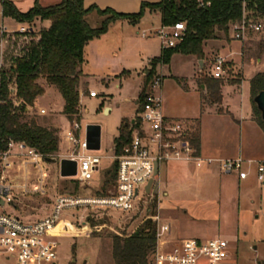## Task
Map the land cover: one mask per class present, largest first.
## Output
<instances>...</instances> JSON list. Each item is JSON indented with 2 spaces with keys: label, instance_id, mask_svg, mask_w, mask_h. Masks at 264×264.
Listing matches in <instances>:
<instances>
[{
  "label": "rangeland",
  "instance_id": "374dc122",
  "mask_svg": "<svg viewBox=\"0 0 264 264\" xmlns=\"http://www.w3.org/2000/svg\"><path fill=\"white\" fill-rule=\"evenodd\" d=\"M245 13L244 16L251 23L245 39L235 40L231 31L229 35L221 34L219 39L209 40L212 43L207 53V66L203 72H200V65L195 58L197 56L193 55L174 54L170 63L165 65L167 78L161 93L164 100L163 108L168 113L188 114L194 111V96L183 93L173 77L184 79L180 82L183 85L187 82L191 92L200 88L204 79L222 80V106L236 119L245 118L251 113L253 104L250 81L257 72H264V15L253 11H245ZM148 20L150 16L146 15L144 24H131L133 26L130 31L135 33V39H127L128 36H126V41L121 46L115 35L110 45H107L106 68L119 69L117 72L119 78H115L108 84L93 80L90 81L88 88H85L87 97L82 101L83 118L78 123L81 130L76 135L84 138L89 125H99L102 129V148L98 152H91L102 157L100 170L92 181V187L81 188V184L75 178L61 177L58 161L73 151L65 135L74 123L62 120V101L56 89L48 87L41 78L38 83L46 88L45 94L36 99L35 105L30 108L31 113L38 118L41 126L56 129L60 140L59 152L55 155L57 162L48 164L46 185L49 195L46 198L20 196L16 199L14 207L6 206L3 212L19 215L25 221L36 220L48 213L51 198L59 194L73 196L101 194L106 173L113 169L116 161L114 142L119 135L120 122L122 118L132 115L137 118L141 110L138 102L145 86V82L142 86V80L143 72L147 68V59L159 54V39L151 38L148 47L141 39V34L146 29L145 25H149ZM90 22L96 27L102 23L97 13L90 18ZM254 23L263 24V29L260 32L253 31L251 25ZM6 24L13 23L7 20ZM0 26H2L1 16ZM137 33H139L138 36ZM114 41L118 44L115 48L118 56H114L112 52V46H116ZM241 45L246 51L253 52L250 54L253 55L251 63L242 64L245 60L240 51ZM11 49L12 46L8 44L5 54L7 69L11 64ZM233 51L235 52L232 54ZM217 58L225 60L221 78L215 77ZM155 59L152 61L155 62ZM157 67L150 83L157 76H161L157 73ZM169 67L171 72L168 70ZM96 71L101 72V69ZM239 78L242 79L240 84L233 83ZM91 91H95L98 97L91 98ZM18 100L20 101V99L12 101L14 109L16 108L14 103H19ZM21 103L23 105L22 101ZM104 104H108L113 109L105 111ZM19 108L15 110L18 112ZM41 110H46V113L42 114ZM190 121L193 128L198 127V123ZM207 125L211 130V139L215 148L221 150L223 155H235L241 149L248 153L263 151L262 144L248 138L246 132L237 127L230 117L210 118ZM167 164H161V174L156 177L154 187L156 192L153 200L144 199L137 203L133 212L122 213L111 210L107 215H103L101 211L64 212L63 222L59 228L62 236L58 238V264H114L112 236L133 234L150 215H160L163 222L171 224L172 236L177 239L228 241L225 264H264V185L260 184L254 176L246 182H239L236 174L224 175L217 164H215L217 169L215 181L212 185H207L208 179L200 176L202 169L195 165L185 166L188 172L198 174V177L196 175L188 180L183 174L172 169L173 165L169 164L166 169ZM162 180L164 184L159 194L158 183ZM209 186H212L211 189ZM110 193L113 191L108 192ZM165 193H168V196ZM140 195L143 196L142 189ZM24 211L29 213L26 214Z\"/></svg>",
  "mask_w": 264,
  "mask_h": 264
},
{
  "label": "built area",
  "instance_id": "2783aa9c",
  "mask_svg": "<svg viewBox=\"0 0 264 264\" xmlns=\"http://www.w3.org/2000/svg\"><path fill=\"white\" fill-rule=\"evenodd\" d=\"M200 7L211 5L210 0H197ZM246 11V4L244 3ZM246 14V13H245ZM251 24L244 16L240 23L232 25L231 31L235 40H244ZM27 25V26H26ZM18 30L7 27L0 29V77L6 69V50L9 44L7 37L14 33H26L32 26L26 24ZM251 29L260 32L263 24L254 23ZM187 26L178 22L171 26H162L158 32L162 50L176 48L185 38ZM225 60L217 58L215 77L221 78ZM163 78L157 76L149 85L141 110L137 118L131 121L132 138L129 145L117 161L116 180L113 193L95 196H73L59 194L52 197L48 213L42 218L25 221L19 215L3 212V208L14 207L18 197H48L46 158L36 149L22 141L10 140L4 149H0V264H58V238L61 230L63 213L66 211L103 212L111 210L130 213L136 204L144 199L153 200L156 184L155 169L161 164L182 162L200 168L204 165L218 164L226 175L236 174L239 180H246L249 173L242 157L236 159H205L191 142L192 125L181 119L166 117L161 93ZM95 91L90 97H97ZM9 98L15 102L18 88L14 82L9 85ZM19 101V100H18ZM14 103L19 108L22 103ZM23 102V101H22ZM42 114L46 110H41ZM81 126L74 122L65 137L73 151L63 159L77 162V174L74 177L81 188L91 187L95 174L99 171L101 157L91 154L87 149L86 136L78 137ZM61 169V166H60ZM63 178V177H62ZM66 179V178H64ZM154 179L151 194L146 188ZM257 180L264 185V165H258ZM143 190V196L140 190ZM25 212V211H24ZM28 214L29 212H25ZM156 223V248L149 256L147 264H225L226 249L229 242L222 239L207 241L197 239L173 240L170 238L172 226L162 221L160 215H150Z\"/></svg>",
  "mask_w": 264,
  "mask_h": 264
},
{
  "label": "trees",
  "instance_id": "16d2710c",
  "mask_svg": "<svg viewBox=\"0 0 264 264\" xmlns=\"http://www.w3.org/2000/svg\"><path fill=\"white\" fill-rule=\"evenodd\" d=\"M211 5L200 7L197 0H161L156 4L143 3L140 12L123 14L114 10L88 9L84 0H63L59 5L42 7L36 4L26 13L21 12L11 1L0 0L3 16L17 23L31 24L26 33H14L7 37L12 46L9 68L0 77V149L10 140L22 141L36 148L46 159L55 158L59 152V136L56 129L46 128L38 123L31 113L38 97L45 94L46 88L38 81L42 78L48 87L56 89L64 100L62 115L70 123H80L81 66L84 63L86 46L106 34L111 24L128 21L137 24L147 9L161 15L162 26L185 22L187 31L183 41L172 49L162 50V55L151 62L149 75L139 96L140 109L149 91L150 81L159 64H169L174 54L204 58L206 41L219 39L221 34L229 35L232 25L240 23L246 12L253 11L264 15V0H210ZM96 12L103 17L101 25L93 28L89 16ZM48 21L47 28L33 25L37 21ZM10 63V62H9ZM14 82L18 97L23 105L17 112L9 98V85ZM206 94L203 96L211 104H221L223 96L222 80L204 79ZM242 79L233 82L241 83ZM254 120L264 132V121L254 98L264 91V72L257 73L250 81ZM132 138L131 122L123 120L119 135L114 142L115 155L120 156ZM191 142L200 150L199 128H194ZM117 161L113 169L106 173L103 191L108 195L113 191L116 180ZM156 223L146 220L133 234L112 236V256L115 264H147L149 256L156 248Z\"/></svg>",
  "mask_w": 264,
  "mask_h": 264
},
{
  "label": "crops",
  "instance_id": "0c3cea01",
  "mask_svg": "<svg viewBox=\"0 0 264 264\" xmlns=\"http://www.w3.org/2000/svg\"><path fill=\"white\" fill-rule=\"evenodd\" d=\"M9 1H11L21 12L26 13L29 10H31L32 8H34V6L36 4H39L40 6L47 8V7L59 5L63 0H9ZM159 1L160 0H84V6L86 9H88L90 7H97L100 10L111 9V10H114L118 13L136 14V13L140 12V9H141V6L143 3L154 4V3H158ZM94 13H96V12H92L91 15L89 16V22H90V18H92L94 16ZM146 15L150 16V20H148L149 25H145L146 29L143 30V33L141 34V39L143 40L144 45L146 47H148V42L150 41L151 38L159 39L157 37V32L162 27V23H161V15L159 12L147 9L145 14H144V17L141 19V21L139 23H137L138 25L144 24L143 20H144ZM0 16L2 17V26H0V29L3 27H7L10 30H18V29H20L26 25L24 23H17L16 21H14L11 18L4 17L3 16V6L1 3H0ZM98 17L101 21H103V19H104L103 17H101L99 15H98ZM152 19H155V20H152ZM7 20L9 22L11 21L13 24L7 25L6 24ZM131 24L132 23H130L128 21H117V22L111 24V26H110V28L106 34L102 35L98 39L91 41L86 46L85 52H84V63L81 66V71L83 74V76L81 78V88H80V91H81V98H80L81 119L83 118L82 101H83V98L87 97L86 92H85V88H88L90 81H93V80L94 81H101L105 84H108L109 82H111L115 78H119V75L117 73L119 71V69H115V67H112V69L106 68L107 66H106L105 62L107 61V53H108L107 45H110L109 43L111 42V39L113 37H115V35H116V38L119 39V44L121 46L124 43V41H126V39H125L126 36H128L127 39H135V37H134L135 33L133 31H130L131 30L130 28L133 26ZM33 25H36L37 29L38 28L39 29L40 28H47L49 26V22L38 20ZM90 25L93 28H97L96 25H92L91 22H90ZM138 35H139V33H137V36ZM137 38H139V37H137ZM211 43H212V41H206L205 42L203 60L195 57L196 60L198 61L199 65H200L199 66L200 72H203L206 69L207 56H208L207 53H208V50H209ZM114 44L116 46H112V48H113L112 52H113L114 56H118V53L115 51V48L118 47V44L115 41H114ZM223 48L224 47H222V49ZM109 51H110V49H109ZM240 51H241V53H243V58L245 60V61H243L242 60L243 58L241 59V61H243L242 64L251 63L253 60V58H252L253 55L251 56L250 54H253V52L251 50L246 51L242 47V45H241ZM234 52L235 51H233L232 54ZM247 53H249V55H247ZM161 55H162V46H161V42H160L159 54L157 56H151L147 59V62H146L147 68L143 72L144 77L142 80V86H144L145 77L150 74L149 71L151 70V61L155 58H159ZM165 67H166L165 65L160 64L156 69L157 73L160 74L161 76H163V83H164L165 79L167 78V76H166L167 69ZM99 68L101 69V72L96 71ZM104 68H106L107 70ZM168 70H169V72H171L170 67L168 68ZM257 73H261V72H257ZM173 78L177 80V83L182 88L183 93L191 94L194 96V99H195L194 111H192L191 113H188V114H174V113H168L164 109V114L166 115V117L171 118V119L185 120L189 123L191 122L190 120H193L194 122L198 123V128H199V132H200V150H199V153L203 158L220 160V159H236V158L242 157L246 161H252V164L250 166L248 164L245 165V171H247L249 173L248 178L246 180H239V178H238V181L239 182H246L252 176L257 178L258 165L260 163L264 165V132L262 131V129L258 126L256 121L254 120L253 108H252L251 113L248 116H246L245 118L236 119V118H234V116H232V114L228 110H226L222 106V104L215 105V104H211L210 102L204 100L203 96L206 94V86L203 84V82L201 83L200 88H196L191 92L190 87L188 86L187 82H186V85H185V83L183 85L180 82V80L183 82L184 79H182L180 77H173ZM57 93H58V91H57ZM58 96L60 97V99L62 101V110H63L64 100L59 93H58ZM97 97H94L93 99H95ZM38 98H40V97H38ZM136 106H137V104H136ZM112 109H113V107L108 106V104L107 105L104 104V110L105 111H110ZM218 109H220V111H218ZM61 116H62V120L68 121L64 115H61ZM134 116L135 115H132L131 117L122 118L120 125H119V128H120L123 120L133 121L135 119ZM224 116L230 117L232 119V122L237 127H239L241 130L243 129L246 132L248 138L250 137V139H254V140L259 141L263 146V151L260 152L257 150L256 152H252V153L249 152L248 153L247 151L241 149L235 155H223L221 150H218L217 148H215V146L212 142V139H211V134H210L211 130H209L210 128L207 125V121L210 118H219V117H224ZM193 131H194V128H193ZM101 148H102V141H101ZM169 164L173 165V166H171L172 169L174 168L176 171H178V173L183 174V176L186 177L188 180H190L191 178H194L196 175H197L196 177H198V174L194 175V173H190L186 170L185 166L186 165L189 166L190 164H186V163H182V162H171V163L167 164L168 166H166V169H167V167H169ZM199 169H202L200 176H205L208 179L209 182L207 183V185H210V184L212 185V183L215 181V178L217 176V169L215 168V164L211 165V166L204 165V166L200 167ZM99 170H100V168H99ZM98 173H99V171L95 175H97ZM160 174H161V166L159 168V172H158L157 177H159ZM224 175H226V174H224ZM163 184H164L163 180H162V182L158 183L157 192H159V194H160V191L162 188L161 186ZM211 187L212 186H209V189H211ZM95 195H97V193H95ZM95 195H91V196H95ZM165 195L168 196V193H165ZM171 236H172V231H171ZM171 236H170V238L173 240L192 239V238L177 239L176 237H174V236L171 237ZM197 240H200V239H197ZM208 240H211V239H208Z\"/></svg>",
  "mask_w": 264,
  "mask_h": 264
},
{
  "label": "water",
  "instance_id": "95a60500",
  "mask_svg": "<svg viewBox=\"0 0 264 264\" xmlns=\"http://www.w3.org/2000/svg\"><path fill=\"white\" fill-rule=\"evenodd\" d=\"M254 103L256 104L259 112L261 113V117L264 121V91L261 92L254 98ZM101 134L102 129L99 125H89L86 128V142L87 149L91 152H98L101 150ZM48 163H56V158H48L46 159ZM61 169L60 174L63 178H74L77 174V162L70 159H63L60 163ZM158 165L155 169V176H158ZM154 179H152L147 188V194H151L152 187L154 185Z\"/></svg>",
  "mask_w": 264,
  "mask_h": 264
}]
</instances>
